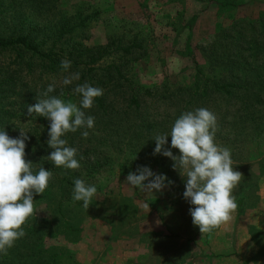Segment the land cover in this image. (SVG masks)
I'll return each mask as SVG.
<instances>
[{"label": "trees", "instance_id": "1", "mask_svg": "<svg viewBox=\"0 0 264 264\" xmlns=\"http://www.w3.org/2000/svg\"><path fill=\"white\" fill-rule=\"evenodd\" d=\"M208 1L215 7L218 18L226 15L219 13L220 9H226L229 17L217 22L220 28L210 41L188 47L187 55L195 70L192 81L185 83L169 75L161 82L143 84L131 72L133 63L147 54L143 39L137 35L128 39L124 35L110 36L105 44L87 45L75 39L76 25L57 28L38 25L17 11L8 14L10 8L0 0V130L12 138L18 137L20 130L27 132L25 159L32 162L34 173L41 167L53 173L45 192L34 199L38 196L51 199L59 216L64 217L67 204H77L72 198L75 179L95 185L98 192L100 181L113 165L120 166L124 176L136 172L139 166L172 167L174 161L170 158L153 155V137L170 132L183 112L198 107L216 115V142L232 144L238 143L239 137L243 140L249 135L252 139L262 137L264 11H258L252 18L245 13L246 3ZM27 2L44 6L49 0ZM231 6L243 13L228 11ZM191 35L188 27L187 40ZM197 51L205 63L203 67ZM62 59L72 62L68 72H80V80L72 85L60 83L68 75L60 67ZM85 81L103 89L93 107L84 110L86 115L95 117L94 127L62 137L68 146L77 149L80 167L76 170L56 167L47 159L53 151L47 144L50 121L36 114L29 117L27 107L42 98L38 94L53 82L56 89L49 95L69 96L78 103L80 97L72 94V88ZM85 130L89 132L86 139L81 135ZM170 146L169 136L166 147ZM172 152L179 155L177 149ZM24 230L26 236L17 240L7 255L0 254V264H35L36 252L30 243L37 237L36 231L27 225Z\"/></svg>", "mask_w": 264, "mask_h": 264}, {"label": "rangeland", "instance_id": "2", "mask_svg": "<svg viewBox=\"0 0 264 264\" xmlns=\"http://www.w3.org/2000/svg\"><path fill=\"white\" fill-rule=\"evenodd\" d=\"M4 3L10 8L8 14L17 11L38 25H55L56 28L76 25L75 39L87 45L105 44L110 36L124 35L128 39L137 35L143 39L147 54L133 63L131 72L143 84L161 82L169 75L185 83L191 82L195 70L187 55L188 47L210 41L220 28L217 22L229 17L226 9H220L219 13L226 15L218 18L215 7L208 4V0H49L44 6L33 5L27 0H4ZM234 9L231 6L227 10ZM246 12L252 18L258 14L255 7L245 9ZM188 27H191L192 35L187 40ZM195 54L201 66H205L199 52ZM61 99L72 100L69 96ZM263 135L257 139L249 135L246 140L239 137L242 141L232 144L216 142L231 150L233 167L242 174L243 178L234 190L236 202L240 193H245L241 182L251 180L248 172L257 164L264 166ZM119 168L113 165L107 170L88 209L83 207L82 201H77L74 206L68 203L64 217H60L55 202L53 204L49 198H35L36 212L25 224L36 231L34 236L37 237L30 243L36 252L35 264H51L52 260L53 264H124L123 255L119 256L122 250H119L125 247L127 240L130 243L132 235L144 233L148 236L159 230L183 237L192 235L196 240L198 227L193 225L189 213L192 205L183 197L186 178L178 170L149 167L174 182L160 191L149 192L127 185V176L122 175ZM236 224L237 217L233 215L231 222L224 225L229 229L230 238L226 243L223 240V244L238 251L237 257L230 256L225 264L255 260L257 264H264V221L262 230L254 231L247 240L243 235H233L237 231ZM252 243L256 247L250 246ZM168 246H165L167 262L163 263L178 264L187 248L185 245L180 248Z\"/></svg>", "mask_w": 264, "mask_h": 264}, {"label": "clouds", "instance_id": "3", "mask_svg": "<svg viewBox=\"0 0 264 264\" xmlns=\"http://www.w3.org/2000/svg\"><path fill=\"white\" fill-rule=\"evenodd\" d=\"M60 67L68 72L72 62L62 59ZM79 80L80 72H68L60 83L68 86ZM55 89L56 83L53 82L39 93L42 98L27 107V115L36 114L50 121L47 144L53 151L47 159L56 167L76 170L80 167L76 159L77 149L68 146V141L62 137L78 129L94 127L95 117L86 115L84 110L93 107L95 98L103 95V89L87 81L76 83L72 94L80 97L78 103L49 95ZM216 131V115L205 107H198L183 112L174 121L170 132L157 133L153 137V155L170 158L174 161L173 169L186 178L183 197L192 205L189 208L192 223L202 234L231 222L238 208L234 190L243 178L233 167L231 150L216 143ZM81 135L86 139L89 132L85 130ZM169 136L171 146L166 147ZM28 139L27 132L22 130L16 138L0 130V254L3 255H7L17 240L26 236L23 226L36 212L34 196L43 194L53 177V173L44 167L34 173L32 162L25 159ZM172 149H177L179 155H173ZM173 183L146 166H139L136 172H130L126 177L127 185L149 192L160 191ZM96 193L95 185L79 178L74 180L72 198L82 201L85 209L89 208Z\"/></svg>", "mask_w": 264, "mask_h": 264}, {"label": "crops", "instance_id": "4", "mask_svg": "<svg viewBox=\"0 0 264 264\" xmlns=\"http://www.w3.org/2000/svg\"><path fill=\"white\" fill-rule=\"evenodd\" d=\"M240 1L239 3H246L247 9L255 7L257 11H264V0ZM248 178L251 179L250 182L245 181L240 184L245 188V193H240L237 202L238 208L233 213L237 217L238 224H236L237 231L233 235L236 237L243 235L246 237L245 240L251 238L254 231L262 230L261 223L264 221V166L261 163L257 164L248 172ZM247 194L251 196L249 199ZM228 230L223 225L211 233L202 234L197 228L196 240L193 239L192 235L188 237L175 235V233L171 235L166 230H159L148 236H144V233L132 235L131 244L127 240L125 247L119 250V252L122 250L119 256L123 255L124 264H164L163 262H167L165 246L176 245V248H180L181 245H185L187 252H183L184 257L179 258L178 264H188L189 262L192 264H225L226 260H230V256L237 257L236 253H238V251L231 250L229 245L223 244V240L226 243L230 238ZM229 244L231 243L229 242ZM250 246L255 245L252 243ZM243 264H257V262L256 260L252 262L243 261Z\"/></svg>", "mask_w": 264, "mask_h": 264}]
</instances>
